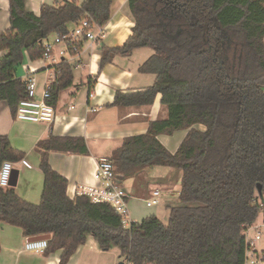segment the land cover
Returning <instances> with one entry per match:
<instances>
[{
  "label": "trees",
  "instance_id": "1",
  "mask_svg": "<svg viewBox=\"0 0 264 264\" xmlns=\"http://www.w3.org/2000/svg\"><path fill=\"white\" fill-rule=\"evenodd\" d=\"M113 2L56 0L36 14L26 0H10L16 55L34 46L41 55L44 39L66 35L85 18L105 26ZM129 9L132 34L109 52L153 48L139 71L156 79L143 89H118L108 106H148L161 94L168 112L151 120L147 132L126 137L109 158L119 181L153 166L181 172L179 196L167 205L169 221L154 214L127 226L109 202L68 195V179L52 167L50 152L86 154L89 148L83 137L53 134L38 143L52 205L30 202L15 186L0 185V223L16 225L29 237L50 234L45 253L61 249L60 264L89 236L103 251L119 248V257L133 264H244L246 231L264 203V0H129ZM85 40L76 49L71 45L70 54H78ZM108 59L102 57L101 65ZM1 69L0 101L16 116L27 81L13 70L3 76ZM74 80V65L64 57L50 102L56 105ZM185 130L175 152L159 139ZM25 155L0 135V170L5 160L19 162Z\"/></svg>",
  "mask_w": 264,
  "mask_h": 264
},
{
  "label": "crops",
  "instance_id": "2",
  "mask_svg": "<svg viewBox=\"0 0 264 264\" xmlns=\"http://www.w3.org/2000/svg\"><path fill=\"white\" fill-rule=\"evenodd\" d=\"M56 0H26L29 11L40 13L43 4H53ZM82 3L83 0H78ZM10 0H0V68L3 76L13 70V74L26 79L33 75L37 80V97H40L44 87L55 81L57 64L46 60L40 61L38 47H31L17 53L13 40L17 38L10 23ZM112 17L103 26V33L95 28L98 34L96 40H85L83 49L76 55L68 57L74 65V83L59 93L55 105L58 118L51 124L18 119L12 114L6 100L0 101V135L9 136L11 143L17 149L25 151L26 155L19 162H12L18 170L16 191L30 202L51 206L53 196L47 179L40 168L41 153L38 143L50 136L83 137L88 145L86 154L74 152H50L49 162L52 167L68 179L67 194L71 195L76 186H98L94 172L98 159L110 157L114 150L122 145L128 136L145 133L149 122L165 118L168 110L161 104L159 94L154 103L148 106L110 107L108 104L115 99L118 89L134 91L149 87L154 83V74H145L139 67L154 53L151 47H139L130 53H112L110 48L122 46L132 34L134 18L129 9V0H114ZM108 60L102 66V57ZM66 57V58H67ZM19 68V66H21ZM31 68H35L31 72ZM94 96H90L89 92ZM74 105L73 108H70ZM95 108L96 111L91 109ZM186 130L179 138L172 135H159V139L172 152H175L185 137ZM164 167V166H161ZM168 168V167H167ZM148 176L155 182L144 183L135 178L118 180L119 185L130 195L129 208L135 215V221L156 214L164 219L170 218L167 205L179 196L182 175L173 170H148ZM159 189L161 202L154 207H148L145 199ZM162 214V215H161ZM164 222V220H162ZM165 223V222H164ZM167 223V222H166ZM26 236L23 229L9 223H0V264H60L62 250L47 254L26 249ZM264 248V245H260ZM97 241L87 239L69 258L67 264H109ZM105 258V259H104ZM119 259H121L119 257ZM114 264V263H113ZM121 264V262H120Z\"/></svg>",
  "mask_w": 264,
  "mask_h": 264
},
{
  "label": "built area",
  "instance_id": "3",
  "mask_svg": "<svg viewBox=\"0 0 264 264\" xmlns=\"http://www.w3.org/2000/svg\"><path fill=\"white\" fill-rule=\"evenodd\" d=\"M95 28L100 29V33H103L102 27H94L88 19H83L82 23L75 26L66 35L57 34L53 38L44 39L42 46L44 51L40 56V61L59 63L64 57L71 56L70 46L73 45L76 49V43L82 41L84 38L88 40L98 39V34L95 32ZM31 72H34L35 68L30 67ZM27 81V95L23 98L18 106L16 112V118L32 121V122H45L51 124L58 118L56 113V107L54 103H51V83L47 84L40 97H37V80L33 75H28ZM89 95L94 96L92 91ZM72 105L70 108H73ZM96 111L95 108L91 109ZM14 165L11 161L5 160L0 170V185L5 187L10 185L11 177L13 174ZM94 178L98 182V186H76L72 192V197L77 195L89 196L93 202H109L115 210L123 215V222L125 225H130L134 222L135 215L129 208L130 195L124 191L119 185L118 178L115 173L114 162L107 156H103L98 159V164L94 172ZM161 193L159 189L153 191V195L145 199L148 207H154L161 202ZM260 214L262 219L258 221L256 219L247 231L246 240H248V249L246 252V260L244 264H264V248L258 246V242L264 240V203H260ZM259 214V215H260ZM26 249L34 252H45L48 248L47 239L30 240L27 241ZM128 264H133L128 261Z\"/></svg>",
  "mask_w": 264,
  "mask_h": 264
},
{
  "label": "rangeland",
  "instance_id": "4",
  "mask_svg": "<svg viewBox=\"0 0 264 264\" xmlns=\"http://www.w3.org/2000/svg\"><path fill=\"white\" fill-rule=\"evenodd\" d=\"M22 67L19 66V68ZM183 134V131H178L176 133H174L172 136L173 138H179L181 135ZM157 169L162 170V169H168L167 167H161V166H153L152 169H146L147 171H145L144 173H142L140 176L136 177V181L138 180L139 182H144V183H150L151 185L155 182L154 177L148 176L147 172L148 170H153L156 171ZM173 170H175V172L178 174V172H180L179 170L173 168ZM177 200V199H176ZM175 200V201H176ZM162 215V214H161ZM165 217L162 216V220H164V222H168V219H164ZM258 221H260L262 219L261 214L258 216ZM89 239H93L92 236H89ZM264 245V240L261 241L260 245ZM108 253L105 254L107 260L109 261V264H120V262L124 261L123 259H119V248L114 247L110 250H107ZM105 259V258H104ZM124 264H128V261H124Z\"/></svg>",
  "mask_w": 264,
  "mask_h": 264
},
{
  "label": "water",
  "instance_id": "5",
  "mask_svg": "<svg viewBox=\"0 0 264 264\" xmlns=\"http://www.w3.org/2000/svg\"><path fill=\"white\" fill-rule=\"evenodd\" d=\"M17 175H18V170L17 169H13V174H12V177H11V183L10 185L12 186H15L17 184ZM262 186L259 184L258 187H257V190L259 191V193L262 192L261 190ZM51 238V235L50 234H42V235H39V236H33V237H30L28 239V241L30 240H39V239H50ZM121 264H124V261L121 262Z\"/></svg>",
  "mask_w": 264,
  "mask_h": 264
}]
</instances>
